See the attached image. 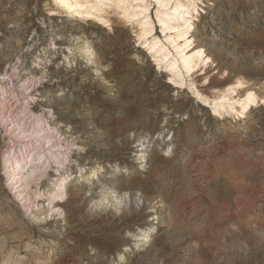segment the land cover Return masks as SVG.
<instances>
[{
  "label": "rangeland",
  "instance_id": "obj_1",
  "mask_svg": "<svg viewBox=\"0 0 264 264\" xmlns=\"http://www.w3.org/2000/svg\"><path fill=\"white\" fill-rule=\"evenodd\" d=\"M0 81L72 177L16 196L0 123V264H264V0H0Z\"/></svg>",
  "mask_w": 264,
  "mask_h": 264
},
{
  "label": "bare ground",
  "instance_id": "obj_2",
  "mask_svg": "<svg viewBox=\"0 0 264 264\" xmlns=\"http://www.w3.org/2000/svg\"><path fill=\"white\" fill-rule=\"evenodd\" d=\"M79 1L84 0H59V2L64 7H66L68 11H72V8H74ZM94 9H97L96 4L93 5L89 11ZM192 9V5L188 4L186 13ZM180 20H182V17L178 16L175 18V20H173L174 22H171L175 25H178ZM163 21L164 19L162 17L161 22ZM190 25L191 24L188 23V21H185L184 32L189 29ZM150 33V29H143L140 31L139 35L142 38H146V36H148ZM156 44V41L149 43V51L154 50ZM197 57L200 58V55L198 54ZM3 75H5V73ZM5 89L1 85L0 81V94H5ZM255 101L256 97L253 93L246 94V96L239 102L237 112L243 115L251 106L255 104ZM9 117L6 113L5 106L0 104V123L4 125L8 134L7 136L17 140L2 157L7 187L13 191L16 196L21 197V199L28 203L29 196H31V193L33 194V192H31V185H36L39 180L46 176L47 168H49L51 165H55L57 167L55 170L59 172V174H57L58 177L54 180H51L50 184L47 185L46 190L43 191L42 196H48L46 198L47 210H49L51 213L61 215V210L56 205L67 196L68 185L72 178L68 171H64L66 169L65 165L68 162L69 156L62 152L60 145L55 142L56 139L54 130L51 127L50 122L42 118H34L32 122L28 123L24 119L22 120ZM8 126L10 128H8ZM54 145H59L58 149L52 150L50 148ZM140 147L139 157L143 162L145 159L144 146L141 145ZM94 176L95 173L86 177L85 180L89 181V179ZM35 194H37V196H41L40 192L38 191L35 192ZM150 231L151 229H149L146 235L145 231L141 239L134 241L133 244L135 246L141 245V243L144 242V240L149 236Z\"/></svg>",
  "mask_w": 264,
  "mask_h": 264
}]
</instances>
